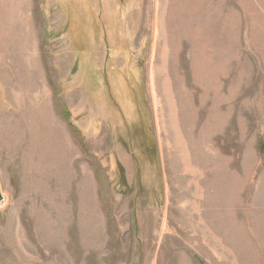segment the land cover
Segmentation results:
<instances>
[{"label":"rangeland","instance_id":"rangeland-1","mask_svg":"<svg viewBox=\"0 0 264 264\" xmlns=\"http://www.w3.org/2000/svg\"><path fill=\"white\" fill-rule=\"evenodd\" d=\"M0 180V264H264V0H0Z\"/></svg>","mask_w":264,"mask_h":264},{"label":"trees","instance_id":"trees-1","mask_svg":"<svg viewBox=\"0 0 264 264\" xmlns=\"http://www.w3.org/2000/svg\"><path fill=\"white\" fill-rule=\"evenodd\" d=\"M62 116H64V118L66 119V121L69 123V126L72 130V132L74 133V135H76L79 138V131L77 130V128L71 123L70 120V113L68 111V109L66 107H64V110L62 112Z\"/></svg>","mask_w":264,"mask_h":264},{"label":"water","instance_id":"water-1","mask_svg":"<svg viewBox=\"0 0 264 264\" xmlns=\"http://www.w3.org/2000/svg\"><path fill=\"white\" fill-rule=\"evenodd\" d=\"M7 202H8V198L3 191L2 183L0 180V209L4 208L7 205Z\"/></svg>","mask_w":264,"mask_h":264}]
</instances>
